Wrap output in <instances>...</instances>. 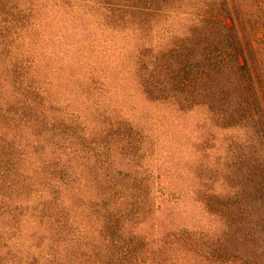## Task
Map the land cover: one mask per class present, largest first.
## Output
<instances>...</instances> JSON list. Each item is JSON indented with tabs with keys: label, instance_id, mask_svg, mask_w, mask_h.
Masks as SVG:
<instances>
[{
	"label": "rangeland",
	"instance_id": "obj_1",
	"mask_svg": "<svg viewBox=\"0 0 264 264\" xmlns=\"http://www.w3.org/2000/svg\"><path fill=\"white\" fill-rule=\"evenodd\" d=\"M13 2L27 9L32 3L37 19L32 28H15L12 45L0 49V105L14 103L10 96L15 102L23 98L15 92L16 84L8 87L14 63L21 67V88L36 81L37 100L44 105L37 107L43 117L19 123L24 130L0 117V137L21 142L23 148L12 158V170L6 166V175L0 167V177L30 176L34 202L29 207L37 208L23 212L19 222L23 239L12 246L16 264L27 263L23 250L31 249L45 263L54 258L76 264V252L85 245L89 251L99 247L104 220L87 203L103 197L126 214L125 235L147 244L136 264H264L262 236L251 235L242 225L229 234L226 218L201 199L202 193L210 197L239 191L230 143L248 138L251 130L221 127L204 105L181 109L174 98L150 99L138 72L143 54H157L187 37L199 22L198 14L210 11L206 4L219 7L221 0ZM225 2L239 30L264 19V0ZM224 20L230 26L229 18ZM6 50L16 58L4 56ZM58 119L63 126L57 127ZM44 157V163L47 157L61 163L43 169L39 165ZM107 188L122 192L105 194ZM25 195L17 194L19 200ZM46 195L54 196L75 219L68 230L43 229L48 226L45 220L41 223ZM231 210L236 214L243 209ZM249 211L248 206L246 218ZM1 216L0 228H7L9 216ZM214 245L224 246L230 258L214 259ZM106 249L101 247L96 264L115 263L123 254Z\"/></svg>",
	"mask_w": 264,
	"mask_h": 264
},
{
	"label": "trees",
	"instance_id": "obj_2",
	"mask_svg": "<svg viewBox=\"0 0 264 264\" xmlns=\"http://www.w3.org/2000/svg\"><path fill=\"white\" fill-rule=\"evenodd\" d=\"M13 1L0 0V49L3 50L12 45L11 41L14 42L12 34L15 28L20 26L24 29L27 25L32 28L37 19L35 18L37 12L33 11L32 3L27 9L20 6L19 2ZM132 1L124 0L126 3ZM226 5L225 0H221L219 7L215 3L206 4L210 11H203V15L198 14L199 22L190 29L189 35L174 41L171 47L157 54L153 55L150 51L143 54L138 72L141 86L150 99L174 98L181 109L204 105L216 114L221 127H242L251 130L248 138L232 140L230 143L233 149V168L239 173L241 180L237 187L239 191L233 195L210 197L202 193L201 199L213 213L226 218L229 234L234 227L242 225L243 229L251 231V235L258 238L262 236L261 240L264 242V53L261 51L264 49V19L261 23L252 24L249 30L244 27L239 30ZM239 15L240 12L237 13V16ZM227 17L231 21L230 26L224 20ZM4 56L16 58V54L9 50H6ZM18 69L21 67L14 63L11 71L13 80L8 87L16 84L15 92L19 91V96L23 98L15 102L16 97L10 96L9 98L11 100L14 98L15 101L12 104L7 103L6 106L0 105V117L18 130H24L20 128L19 123L25 119L37 120L38 115L43 117L44 112H39L37 107L41 109L44 105L37 100L39 89L36 84L34 85L36 81L29 80L28 85L21 88L24 82L19 79ZM7 93L6 91L5 94ZM55 123L57 127L64 125L60 119ZM119 124L121 125V122ZM21 145V142L14 139L9 141L0 137V167L3 168L1 172L5 173L6 166L8 172L12 170V158L14 159L17 152L23 149ZM27 145L29 144H25ZM47 158L44 163V157L43 164L39 167L43 169L59 167L60 160ZM31 183L32 178L26 174H17L14 177L7 175L6 179L0 177V216L7 215L11 221L6 225L7 228H0V264L17 263L12 246L16 247L15 245L23 239L19 222L22 221L23 212H28V209L37 210L35 205L29 207L33 198L30 191ZM106 190L105 194L114 191L110 188ZM22 191L26 192V195L24 200H19L17 194ZM120 192L122 189L114 191L113 195L117 196ZM136 192L133 191L134 194ZM46 198L41 210L43 212L41 223L43 224L45 220L48 226L43 229L55 233L68 230V222H74L75 219L68 217L69 211L62 207L61 202L56 203L54 196L46 195ZM135 198L137 199L136 196ZM111 204V199L107 197L95 203H87V208L102 215L104 223L99 227V232L103 239L99 247L91 248L92 251H89L86 245L83 251H77L76 264H96L100 255L99 250L108 246L110 253L114 250L121 254L123 251L122 256L110 264H136L140 254L147 249L143 239L128 238L125 235L123 223L126 221L124 219L126 214L116 211L115 205L112 207ZM248 206L249 218H246L244 211L248 210ZM232 207L243 210L235 214L231 210ZM39 246L40 243L36 244L35 248L39 249ZM218 251L222 253H217ZM23 252L26 254V264H60L54 258L47 263L43 262L31 249L29 252L24 250ZM211 255L219 261L220 258H223L222 260L230 258V254L221 245H214ZM250 264L260 263L254 260Z\"/></svg>",
	"mask_w": 264,
	"mask_h": 264
}]
</instances>
